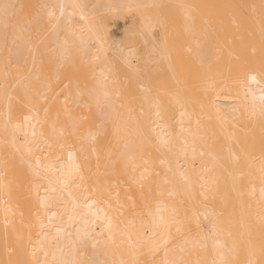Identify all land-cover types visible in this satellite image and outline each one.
<instances>
[{
    "label": "bare ground",
    "instance_id": "obj_1",
    "mask_svg": "<svg viewBox=\"0 0 264 264\" xmlns=\"http://www.w3.org/2000/svg\"><path fill=\"white\" fill-rule=\"evenodd\" d=\"M0 195L6 264H264V0H0Z\"/></svg>",
    "mask_w": 264,
    "mask_h": 264
},
{
    "label": "rangeland",
    "instance_id": "obj_2",
    "mask_svg": "<svg viewBox=\"0 0 264 264\" xmlns=\"http://www.w3.org/2000/svg\"><path fill=\"white\" fill-rule=\"evenodd\" d=\"M121 30H122V23H120V22H114V23H111L110 26H109V34H110V36H111L112 38H114V39L120 37ZM1 195H2V194H1ZM1 195H0V198H1ZM1 203H2V202H1V199H0V205L3 206L4 203H2L3 205H2ZM1 206H0V208H1ZM2 211H3V210L0 209V226H1V227H0V228H1V229H0V236H1V238H3L2 240H1V238H0V240H1V241H0V246H1L0 249H1V251L3 250V248H5V243H4V242H5V240H6V237H5V234H4V233H5V232H4L5 230H4V227H3L5 223H3V220H2V219L4 218V212H2ZM2 215H3V216H2ZM4 219H5V218H4ZM2 227H3V228H2ZM5 227H6V224H5ZM3 232H4V233H3ZM4 239H5V240H4ZM2 242H3V243H2ZM1 251H0V253H1V254H0V263L6 264V258H5V254H4L5 252H3L4 250H3L2 252H1ZM3 254H4V257L2 256ZM1 257H2L3 259H2ZM1 260H4V261L1 262Z\"/></svg>",
    "mask_w": 264,
    "mask_h": 264
}]
</instances>
